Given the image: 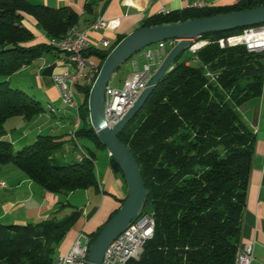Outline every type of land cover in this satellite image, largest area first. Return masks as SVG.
I'll return each instance as SVG.
<instances>
[{
    "label": "trees",
    "instance_id": "obj_1",
    "mask_svg": "<svg viewBox=\"0 0 264 264\" xmlns=\"http://www.w3.org/2000/svg\"><path fill=\"white\" fill-rule=\"evenodd\" d=\"M103 1L85 0V12L91 14ZM261 5L264 0L187 7L148 16L141 27ZM79 18L69 6L0 0V164H11L43 190L62 195L97 187L94 153L85 151L79 160L64 163L57 154L67 139L51 133H38L14 144L7 137L6 121L12 117L31 121L44 108L33 96L11 85L9 77L55 49L47 41L34 42L36 29L47 38H60ZM241 30L201 37L217 38ZM123 37L118 35L105 48L89 47L85 55L97 56L100 68ZM185 51L176 56L171 69L118 134L139 165L146 189L142 213L151 214L154 225L140 258L127 264H234L240 246L255 136L240 120L236 108L264 93V54L211 43L197 51L198 65L193 66L189 59H181ZM204 65L214 73V79L205 75ZM91 85L84 80L75 84L74 90L81 95L80 124L72 137H89L105 148L89 122ZM136 118L140 120L132 128ZM109 162L125 182L111 156ZM66 206L71 211L61 219L51 215L37 223L0 224V264H54L59 245L80 216L68 201L59 203L58 208ZM100 229L89 233L92 240Z\"/></svg>",
    "mask_w": 264,
    "mask_h": 264
},
{
    "label": "crops",
    "instance_id": "obj_2",
    "mask_svg": "<svg viewBox=\"0 0 264 264\" xmlns=\"http://www.w3.org/2000/svg\"><path fill=\"white\" fill-rule=\"evenodd\" d=\"M29 1L50 7H71L80 16L76 27L86 31L90 48L94 49L96 47L105 48L99 43V38L102 36L111 44L118 35L125 36L141 27V23L146 17L160 12L192 7L195 0H105L99 2L91 14L84 10L85 0ZM202 1L208 3L209 6H230L240 0ZM98 18H104L110 25L104 29H91V24ZM47 39L41 30L36 29L34 42H46ZM168 46L166 45V49ZM89 59L97 65L100 63L97 56L91 55ZM67 68L66 53L51 49L9 77L11 85L24 90L39 102L45 100L47 103L43 113L31 121L16 120L15 125H21L19 128L22 129V132H19L20 134L11 140L14 144L19 145L24 140L32 139L38 133L62 135L67 141L64 142L62 150L57 154L60 161L65 163L79 160L81 156L76 153L77 144L81 152L92 151L94 153L96 165L94 148H99V146L89 137L73 139L75 116L63 104L62 108L57 105L61 100L53 81V75L61 73ZM120 68L114 73L111 80L115 76H119L117 74ZM130 71L131 58L125 70L121 71L123 76L118 77L119 86ZM79 82H83V80ZM236 111L240 120L255 136L247 196L242 214L240 245L245 242H253V259L250 264H264V93L250 97L238 106ZM12 131L14 129H11V132L7 131V137L11 135ZM101 166L97 173V187L80 189L62 195L43 190L23 171L11 164L1 165L0 190H5V193L0 198V224L24 225L37 223L51 215L65 216L71 208L67 206L58 208L59 203L66 202L68 197L77 195L74 204L68 202L80 211V216L59 245L56 258L58 259L71 245L79 231L92 233L102 227L111 214L118 209L121 204L120 200L126 195V185H124L125 182L121 176L110 166L104 163ZM86 198L90 200L88 204Z\"/></svg>",
    "mask_w": 264,
    "mask_h": 264
},
{
    "label": "built area",
    "instance_id": "obj_3",
    "mask_svg": "<svg viewBox=\"0 0 264 264\" xmlns=\"http://www.w3.org/2000/svg\"><path fill=\"white\" fill-rule=\"evenodd\" d=\"M192 7H206L208 3L195 0ZM110 23L104 18L91 29H104ZM227 41L236 42V47L242 46L247 52L264 54V23L243 28L240 32L217 38L195 37L187 45V51L196 59V53L202 47L216 43L220 48H227ZM48 44L56 45L57 49L67 55L68 68L53 75V81L64 106L75 116L74 129L79 126V103L75 94V84L84 80L91 84L98 73V65L86 55L90 47L85 30L73 31V38L68 42L55 43L47 39ZM177 40L161 41L143 48L138 54L131 57V71L124 78L120 87L111 85L106 87L104 112L107 125L114 127L129 108L135 103L142 91L147 87L157 67L160 65L167 50L166 45L172 47ZM99 43L106 47L108 40L103 36ZM205 75L214 79L207 66H203ZM1 184V183H0ZM135 219V227L124 230L106 249L102 264H127L129 260H138L143 253L147 240L152 237L148 234V225H152V215L143 213ZM92 238L85 231H79L67 250L58 257V264H86ZM253 259V242L242 243L235 255L234 264H250Z\"/></svg>",
    "mask_w": 264,
    "mask_h": 264
},
{
    "label": "water",
    "instance_id": "obj_4",
    "mask_svg": "<svg viewBox=\"0 0 264 264\" xmlns=\"http://www.w3.org/2000/svg\"><path fill=\"white\" fill-rule=\"evenodd\" d=\"M251 0H248L250 2ZM264 23V5L231 11L211 16L193 18L173 24L139 27L126 34L106 55L90 87L88 95L89 122L98 139L104 144L119 165L126 183V195L118 209L104 223L92 240L86 264H102L103 256L110 244L129 223L143 214L146 189L139 165L118 134L143 106L160 78L172 67L176 56L184 51L192 38L221 31H229ZM175 39L177 42L166 52L147 87L120 121L109 127L106 122L104 103L106 87L114 73L127 59L152 44Z\"/></svg>",
    "mask_w": 264,
    "mask_h": 264
},
{
    "label": "rangeland",
    "instance_id": "obj_5",
    "mask_svg": "<svg viewBox=\"0 0 264 264\" xmlns=\"http://www.w3.org/2000/svg\"><path fill=\"white\" fill-rule=\"evenodd\" d=\"M171 47H167V51L170 49ZM139 53V52H138ZM137 53V54H138ZM191 54L188 52V51H185L184 53H183V55L181 56V59H189V63L191 64V65H193V66H196V65H198V63L196 62V60H194V58H191ZM129 61H130V59H127L125 62H124V64L121 66V68H120V70H119V72H118V74L117 75H121V76H123L121 73V71H123V70H125V67L128 65V63H129ZM119 76H115V78H113L111 81H110V83L111 84H113V85H117L116 87H120L119 86V84H118V82H117V80H118V77ZM75 94H76V98H77V100H78V102H80L81 101V95H79L80 93H78V90H75ZM78 95V96H77ZM89 95V94H88ZM40 104H41V106L44 108V109H46V107H47V103H46V101L45 100H41V102H40ZM62 102H58L57 103V105L60 107V108H62ZM64 105V104H63ZM51 111V110H50ZM17 119H21V117H12V118H10V119H8L7 121H6V123H5V128L7 129V131L8 132H10L11 131V129L12 128H15V130L14 131H12V133H11V135H9V138H15V137H17L18 136V134H19V132L21 133L22 132V129H20L19 127L21 126H17V125H15L17 122H16V120ZM139 120H140V118H136L135 119V121H134V123H133V125H132V128L136 125V124H138V122H139ZM29 141V140H28ZM25 142V141H24ZM15 147H17V146H15ZM21 146H19L18 148H20ZM94 151L96 152V174L98 173V169H100L102 166V164L104 163L105 165H107V166H110V162H109V160H110V156H109V154H108V150L106 149V148H103V147H99V148H94ZM76 153L79 155V156H81L82 157V155H83V152H81V149L79 148V146L76 144ZM0 166H1V164H0ZM124 185H126V183H124ZM126 187V186H125ZM4 193H5V190H0V198H2V196L4 195ZM78 196L76 195V196H72V197H68L67 198V200L66 201H70L71 203H73L74 204V201L76 200V198H77ZM90 198H91V196H90ZM61 200H62V198H61ZM78 201H80L79 199H77ZM90 200H88V198H86V203L88 204V202H89ZM83 202V201H82ZM71 211V209H69V211H68V213ZM58 218H63V216L61 215V214H59L58 216H57V219ZM0 223H1V221H0ZM76 238V237H75ZM74 238V239H75ZM58 259H56L55 260V262H54V264H58Z\"/></svg>",
    "mask_w": 264,
    "mask_h": 264
},
{
    "label": "bare ground",
    "instance_id": "obj_6",
    "mask_svg": "<svg viewBox=\"0 0 264 264\" xmlns=\"http://www.w3.org/2000/svg\"><path fill=\"white\" fill-rule=\"evenodd\" d=\"M103 19L101 18H98L97 20H95L91 26H96L98 25L99 23H101ZM82 29L76 27V26H73L71 27L65 34L63 37H58V38H55V37H52V38H48L50 40H54L55 43H62V42H68L70 40H72L73 38V31H80ZM52 47H54L55 49H57V46L56 45H51ZM227 47H236V42L234 41H227ZM93 83V82H92ZM59 93V97H60V91H58ZM79 122H80V118H79ZM153 221V220H152ZM132 227H135V219H133L129 225L124 229V230H131ZM153 229H154V225H153V222H152V225H148V234H152L153 233ZM109 248V247H108ZM107 248V249H108Z\"/></svg>",
    "mask_w": 264,
    "mask_h": 264
}]
</instances>
